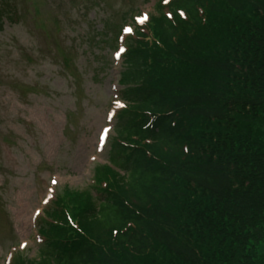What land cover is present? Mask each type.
Returning a JSON list of instances; mask_svg holds the SVG:
<instances>
[{
  "label": "trees",
  "instance_id": "obj_1",
  "mask_svg": "<svg viewBox=\"0 0 264 264\" xmlns=\"http://www.w3.org/2000/svg\"><path fill=\"white\" fill-rule=\"evenodd\" d=\"M86 190L11 264H264V0H158Z\"/></svg>",
  "mask_w": 264,
  "mask_h": 264
},
{
  "label": "rangeland",
  "instance_id": "obj_2",
  "mask_svg": "<svg viewBox=\"0 0 264 264\" xmlns=\"http://www.w3.org/2000/svg\"><path fill=\"white\" fill-rule=\"evenodd\" d=\"M15 2L23 21L0 33V264L20 251L34 258L45 202L87 188L107 162L116 36L157 0Z\"/></svg>",
  "mask_w": 264,
  "mask_h": 264
},
{
  "label": "snow or ice",
  "instance_id": "obj_3",
  "mask_svg": "<svg viewBox=\"0 0 264 264\" xmlns=\"http://www.w3.org/2000/svg\"><path fill=\"white\" fill-rule=\"evenodd\" d=\"M126 31H130V29H126Z\"/></svg>",
  "mask_w": 264,
  "mask_h": 264
}]
</instances>
